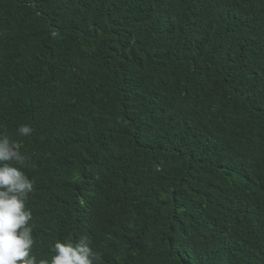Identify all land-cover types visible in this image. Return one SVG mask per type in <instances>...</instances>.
Returning a JSON list of instances; mask_svg holds the SVG:
<instances>
[{"label": "trees", "instance_id": "obj_1", "mask_svg": "<svg viewBox=\"0 0 264 264\" xmlns=\"http://www.w3.org/2000/svg\"><path fill=\"white\" fill-rule=\"evenodd\" d=\"M0 135L36 264H264V0H0Z\"/></svg>", "mask_w": 264, "mask_h": 264}, {"label": "clouds", "instance_id": "obj_2", "mask_svg": "<svg viewBox=\"0 0 264 264\" xmlns=\"http://www.w3.org/2000/svg\"><path fill=\"white\" fill-rule=\"evenodd\" d=\"M32 131L27 124L17 128L22 137ZM28 159L16 141L0 135V264H36V258L30 255L34 241L28 222L32 213L25 208L33 181L22 171ZM102 244L103 241L88 235L56 241L41 264H95L100 259L97 252Z\"/></svg>", "mask_w": 264, "mask_h": 264}]
</instances>
